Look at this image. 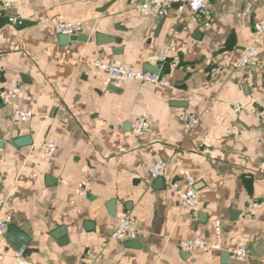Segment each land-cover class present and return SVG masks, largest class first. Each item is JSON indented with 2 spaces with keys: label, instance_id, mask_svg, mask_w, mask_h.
I'll list each match as a JSON object with an SVG mask.
<instances>
[{
  "label": "crops",
  "instance_id": "crops-1",
  "mask_svg": "<svg viewBox=\"0 0 264 264\" xmlns=\"http://www.w3.org/2000/svg\"><path fill=\"white\" fill-rule=\"evenodd\" d=\"M0 0V216L25 237L33 264H264V124L251 113L264 107V33L254 44L264 0H207L206 11L164 18L136 11L144 0ZM22 13L21 24L8 17ZM59 21H79L75 40H62ZM254 62L233 68L248 46ZM166 60L158 70V57ZM99 58L158 72L168 86L111 81ZM31 110L15 120L3 95ZM242 106L235 111V105ZM185 115L199 119L194 129ZM148 127L134 137L131 122ZM53 141L54 150L44 147ZM167 163L153 177L149 167ZM189 170L198 203L178 193ZM81 181L85 196L74 192ZM261 204L255 207L254 204ZM130 214L136 236L108 238L117 218ZM220 249L191 252L181 243L200 237ZM0 236V264H16L18 236ZM21 236V235H20ZM244 247L246 261L221 252Z\"/></svg>",
  "mask_w": 264,
  "mask_h": 264
},
{
  "label": "built area",
  "instance_id": "built-area-1",
  "mask_svg": "<svg viewBox=\"0 0 264 264\" xmlns=\"http://www.w3.org/2000/svg\"><path fill=\"white\" fill-rule=\"evenodd\" d=\"M1 6L3 9H15L19 3V0H2ZM207 0H144L136 4L135 9L141 14H147L149 11H153L159 18H164L171 8H174L176 15L180 16L182 12L187 11L192 16H197L206 11ZM23 15L16 10L12 15L8 17V21L12 24H21ZM58 34L63 35H76L82 30V24L79 21H59L55 24ZM255 36L253 38L254 44H257L260 40V34L264 33V19L257 22L253 26ZM256 56L255 45L248 46L244 49L240 59L235 62L233 68H241L254 62ZM166 60V51L163 50L158 57V70L162 67ZM92 66L106 74L111 81L123 82L129 80H140L151 84L168 86L170 83L168 79L158 72L141 71L133 68L126 67L120 64H113L107 61H102L99 58H95L91 61ZM20 89L17 86L11 87L2 97L3 101L13 108L15 120L20 122H26L32 119L33 112L20 107L17 101V95ZM242 106L240 104L235 105V111H240ZM251 113L258 119V121L264 124V107L252 108ZM184 126L187 129H194L199 119L195 115H185L183 117ZM148 127L147 119L143 116L135 118L130 124V132L134 137L141 136ZM48 150H54L53 141L49 140L44 144ZM167 163L165 161H159L156 164L149 167V173L153 177H158L162 174ZM182 178L186 184V189L178 193V199L182 206L194 207L198 203L197 190L195 189V181L189 172L185 170L182 174ZM74 192L79 196H85L88 192V185L85 181H81L75 187ZM255 207H260L261 204H254ZM10 216H0V236H4L10 226ZM213 230L215 240L208 242L200 237H194L184 240L181 243V249L187 252H191L198 248L203 251L219 250L220 249V236H221V223L216 219L213 221ZM136 236V229L134 226L133 217L130 214L124 213L117 218L116 226L104 241L103 244L116 241L133 239ZM24 245H22L14 251V259L16 264H33L28 261L24 255ZM232 254L237 261H246L248 253L246 248H230L227 250ZM250 264V263H249Z\"/></svg>",
  "mask_w": 264,
  "mask_h": 264
},
{
  "label": "water",
  "instance_id": "water-1",
  "mask_svg": "<svg viewBox=\"0 0 264 264\" xmlns=\"http://www.w3.org/2000/svg\"><path fill=\"white\" fill-rule=\"evenodd\" d=\"M59 36H60V38L62 40H68V39L69 40H75L78 37L81 38V36L80 35H77V34L76 35H63V34H59ZM10 234L13 235V236L19 235L18 236V238H19V240H18V246H20L22 243H26L25 237L22 236V234L18 231V229L15 226H13V225H10L9 228H8V231H7V238L13 243V241H12L13 238H11ZM221 257H222V260L224 262H226V263L229 262V254H228L227 251H222L221 252Z\"/></svg>",
  "mask_w": 264,
  "mask_h": 264
}]
</instances>
